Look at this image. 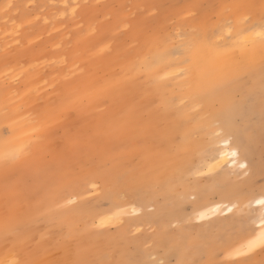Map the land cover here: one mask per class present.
<instances>
[{"label":"rangeland","instance_id":"rangeland-1","mask_svg":"<svg viewBox=\"0 0 264 264\" xmlns=\"http://www.w3.org/2000/svg\"><path fill=\"white\" fill-rule=\"evenodd\" d=\"M262 22L264 0H0V138L12 141L0 157L21 153L7 172L0 159V260L264 264V205L255 202L264 128L242 116L253 112L245 88L261 82L241 79L242 54L264 47ZM191 29H220V42L239 41L243 52L202 49L192 75L178 78L167 53ZM219 56L237 83L234 133L216 117L219 102L199 98L211 92L200 87L204 59ZM258 128L247 167H214L221 141ZM254 166L253 188L226 196ZM128 174L137 179L126 182ZM6 184L14 188L7 235ZM199 190L224 203L220 213L196 208Z\"/></svg>","mask_w":264,"mask_h":264},{"label":"bare ground","instance_id":"bare-ground-1","mask_svg":"<svg viewBox=\"0 0 264 264\" xmlns=\"http://www.w3.org/2000/svg\"><path fill=\"white\" fill-rule=\"evenodd\" d=\"M264 49V47H256L252 51H249L247 53H243V58H244V66L241 70V79L244 80L243 83L246 81H251V80H256L260 79L261 82V88L260 89H246L245 92L249 96V98L253 101L251 105L253 106V112L249 113L244 111L243 112V119L246 124V121L249 123L247 124L250 128L256 127L259 123L260 126L264 128V118H263V113L259 111V105H257L260 101L257 99H260V96H264V73L261 71V67H259V55L261 53V50ZM222 58H227V56H222ZM222 58L219 57H208L204 59V72L207 73L206 77L200 81V87L204 90H206L207 87L210 88L211 92L213 94L209 95L205 100L206 103L211 104L214 102H219L221 105L220 108L218 109V113L216 114L217 119L219 118L229 130L228 132L234 133V128L233 122L236 116V103L233 102L232 97L230 94L233 93L235 90L234 88L231 87L232 81L236 84L237 83L234 81V78H230L229 74L225 71L224 69V62ZM215 66H218L222 68V74L220 75H215L214 69ZM251 66V68H249ZM261 66V65H260ZM176 69V68H175ZM238 77V76H235ZM232 79V81H231ZM230 80V81H229ZM223 82H228L227 87L220 88V84ZM224 94V95H222ZM245 94V100L244 104L242 105H247L248 103V97ZM258 97V98H257ZM256 98V99H254ZM264 100V98H263ZM264 105V104H263ZM263 111V110H262ZM259 128L257 130H254L251 132V134L248 136V138L242 134L239 133L237 137L236 132V142L233 143L230 141V139H226L222 142V148H219L218 151H216L215 154L211 157L214 163L215 168H220L223 166H232V167H247V160H251V151L252 148L254 147L255 141L257 137L259 136ZM241 131V130H239ZM246 138V141H243V138ZM250 138V139H249ZM12 143L11 140H2L0 138V151L3 149H6L10 144ZM241 146V147H240ZM253 146V147H252ZM241 149L242 151H239ZM242 152V154L240 153ZM169 154V153H168ZM185 155V154H184ZM164 157V156H163ZM241 157H244V160H241ZM172 160V159H171ZM241 160V161H240ZM254 171L255 175L254 177H250L244 181H242L240 184L236 183L233 184L232 187L230 188V191L227 193L226 196H235L238 195L240 196V189L241 185L242 186H248L249 188H253L254 186V179L259 175L261 168L260 166H254ZM263 194L257 196L255 202L258 203L259 205H264L261 204L260 201L264 200V189L261 190ZM199 195L202 197L199 199L198 203L196 204V208L198 210H202L207 213H220L223 204L224 203H215V204H210L208 197L202 192L201 190L198 191ZM229 209H234L233 205H229ZM32 218V217H31ZM30 218V220H31ZM33 221V220H32ZM171 255V254H170ZM176 255V253H175ZM5 256V253H3V257ZM131 257V256H130ZM123 258V257H122ZM192 258V257H191ZM132 259V258H131Z\"/></svg>","mask_w":264,"mask_h":264},{"label":"snow or ice","instance_id":"snow-or-ice-1","mask_svg":"<svg viewBox=\"0 0 264 264\" xmlns=\"http://www.w3.org/2000/svg\"><path fill=\"white\" fill-rule=\"evenodd\" d=\"M260 35L264 37V22L260 24ZM247 31V30H246ZM176 35V42L174 43L173 47L169 49L168 56L172 58V67L176 68L177 76L181 79H186L190 77L194 71V69L197 67L195 62V55L198 51L202 49L211 50L213 52H216L217 54H220L221 50L232 47L237 48L239 47L241 51L243 52V47L240 45V42L237 41L236 44L233 45H225L220 42V36L221 32L220 29L216 30H209V31H202L197 29H191L187 32H181ZM239 35V34H238ZM231 36V33H230ZM261 56V71L264 72V49L261 50L260 53ZM207 73L201 71L200 73V79L203 80L206 77ZM228 82H223L220 84V88L227 87ZM213 94L209 91H202L200 93L199 98L200 99H206L209 95ZM74 101H69L70 106ZM65 106H62V108ZM60 132V129L53 128L50 136L52 138H55ZM21 153L20 151H6L3 154V157H0V159L3 160L4 169L7 172L11 167H13L16 162L20 159ZM43 171V168L37 167L35 174L37 176L40 175V173ZM66 181L69 182V184L74 179V174L71 170H69L65 176L63 177ZM123 180L126 182L135 181L137 177L133 175H125L122 177ZM14 188L11 185L6 184L4 188V216L6 221V227H5V234L7 235L10 231V229L7 226V221L9 219L10 213L12 212V206H13V199H14ZM69 203H72V201H69ZM261 204H264V200L260 201ZM8 245H5V248L7 249ZM0 264H22L21 261L11 258V259H4L0 260Z\"/></svg>","mask_w":264,"mask_h":264}]
</instances>
